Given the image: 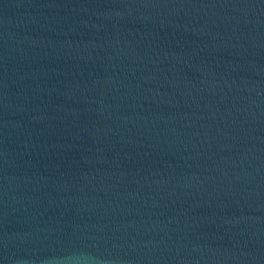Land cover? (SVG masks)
Masks as SVG:
<instances>
[{
  "label": "water",
  "instance_id": "1",
  "mask_svg": "<svg viewBox=\"0 0 264 264\" xmlns=\"http://www.w3.org/2000/svg\"><path fill=\"white\" fill-rule=\"evenodd\" d=\"M0 264H264V0H0Z\"/></svg>",
  "mask_w": 264,
  "mask_h": 264
}]
</instances>
